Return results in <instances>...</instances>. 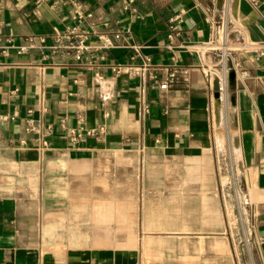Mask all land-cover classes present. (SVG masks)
<instances>
[{
  "label": "crops",
  "instance_id": "crops-1",
  "mask_svg": "<svg viewBox=\"0 0 264 264\" xmlns=\"http://www.w3.org/2000/svg\"><path fill=\"white\" fill-rule=\"evenodd\" d=\"M180 12L179 35L170 39V19ZM77 14L101 47L94 66L66 52L15 48L66 31ZM213 43L218 50L202 54L183 47ZM260 43L264 0H0V114L9 117L0 121V264H232L227 254L213 261L211 239L198 236L226 229L218 187L155 190L162 198L154 206L208 212L192 222H151L154 207L142 215L132 209L149 196L141 152L154 141L171 149L164 160L186 164L194 179H213L211 109L222 78L250 196L233 264H264V59L245 47ZM134 46L154 68L116 75L111 65L131 62ZM173 70L176 83L161 89ZM219 231L214 238L224 243Z\"/></svg>",
  "mask_w": 264,
  "mask_h": 264
},
{
  "label": "rangeland",
  "instance_id": "rangeland-1",
  "mask_svg": "<svg viewBox=\"0 0 264 264\" xmlns=\"http://www.w3.org/2000/svg\"><path fill=\"white\" fill-rule=\"evenodd\" d=\"M225 90V93L218 92L221 96L224 93L226 98H231L230 93H228L227 89ZM235 116L234 106L232 104L218 101L213 96L211 123L215 145V176H213L212 180L205 178L200 180L194 179L193 172H191V169H189L186 164L180 163L178 169L176 165L169 163L170 160H164L162 157H170L172 155L171 149L156 146L155 141L152 146L142 151L141 155L147 158V162L145 165L141 166V170H144L147 173V177L146 179L141 180V187L147 189L149 196L144 197L146 199L145 201H141L139 207L132 206V209L136 211H132L133 215L138 213L142 215V213H146V209L154 207L153 211L150 213L151 216L149 215L151 218H149V221L151 220V222L162 220L169 224L179 219L188 223L194 221L195 216L208 212L205 211V213H203L202 211H195V209L189 205L177 210L170 204V202L164 206H154L155 204H152V200L162 198L159 195H155V190L164 189L168 192H172L171 190L173 188L187 190L208 187L211 185L218 187L221 189L222 194L221 212L226 223V229L213 228L211 234L198 236H208L209 239H211L210 247L213 261L219 262L220 255L227 254L228 262L232 264L235 251L236 249H239V243L244 240L245 235L247 234L250 217L249 181L243 168L242 157L239 150L238 131L234 122ZM131 155H138V153L132 151ZM180 157L182 158L183 155L180 154ZM102 166L103 165H99V167ZM102 172L103 170L100 169L101 174ZM132 184L133 187L138 186L134 177L132 179ZM211 208L213 210L212 215H214L215 210L213 207ZM119 215L122 218L123 213L121 211H116L117 224L122 223V221L119 220ZM133 219L135 218L133 217ZM135 230V228H132L133 241L137 235L135 234ZM165 230H168V228ZM219 230L224 233V243L220 240H215L214 238L219 237ZM121 232H123L122 228L115 229L116 236L119 234L121 235ZM204 244L205 243L201 242L200 252H203ZM131 246L137 247L138 245L133 242Z\"/></svg>",
  "mask_w": 264,
  "mask_h": 264
},
{
  "label": "built area",
  "instance_id": "built-area-1",
  "mask_svg": "<svg viewBox=\"0 0 264 264\" xmlns=\"http://www.w3.org/2000/svg\"><path fill=\"white\" fill-rule=\"evenodd\" d=\"M133 1L134 0H130V2ZM183 14V12H180L179 14L175 15L170 19V39H172L175 35H179V26L183 22ZM82 19H84L83 15L77 14L74 16L75 24L72 27L68 28L66 31H56L50 36H31L25 40L24 44L15 48L18 50L19 53H26L28 51L37 49L38 47L48 48L52 50L53 54H57L59 52H66L72 55L76 62L92 67L95 65V61L93 60L95 57V52L101 47H98L94 44L91 32L86 30L81 25L80 21ZM49 39L52 40V44L50 45L48 44ZM7 42L10 44L11 47H14L11 45L12 40L8 39ZM183 47L190 48L193 51L199 52V54H202V51L203 53H205V50L216 51L219 48L214 43L208 45L206 49L200 45H191L189 47ZM245 47H247L250 51L254 52L258 58L264 59V43L247 44L245 45ZM133 49L135 53L131 58V62L111 65V69L116 75H128L131 78H135L144 75L147 71L154 68L151 63V59L142 53L140 46H134ZM136 60H140V63H136ZM96 75L99 76L98 73ZM151 77L152 79L157 80L158 74L153 73ZM176 81L177 72L175 70L170 71L166 78V81L160 85V88L168 89L172 85H174ZM226 86L227 79H220L217 91L221 93L224 92ZM8 118L9 117L0 114V121H5ZM70 136L73 141H77L80 138V135L75 131H71Z\"/></svg>",
  "mask_w": 264,
  "mask_h": 264
},
{
  "label": "bare ground",
  "instance_id": "bare-ground-1",
  "mask_svg": "<svg viewBox=\"0 0 264 264\" xmlns=\"http://www.w3.org/2000/svg\"><path fill=\"white\" fill-rule=\"evenodd\" d=\"M222 1L223 0H219V2H220V4L222 3ZM225 1V0H224ZM223 3H225V2H223ZM238 3V2H237ZM227 4V3H226ZM230 77H231V79H233V74H231L230 75ZM217 85H218V83H217ZM215 97H216V100H218V101H222V102H226V103H228V104H232L233 105V100H231L230 98H226L225 97V94H223L222 96H221V94L220 93H215ZM218 111V110H217ZM218 113V112H217ZM239 150H240V142H239Z\"/></svg>",
  "mask_w": 264,
  "mask_h": 264
},
{
  "label": "water",
  "instance_id": "water-1",
  "mask_svg": "<svg viewBox=\"0 0 264 264\" xmlns=\"http://www.w3.org/2000/svg\"><path fill=\"white\" fill-rule=\"evenodd\" d=\"M216 89H218V85H216ZM217 93H219V92H217Z\"/></svg>",
  "mask_w": 264,
  "mask_h": 264
}]
</instances>
